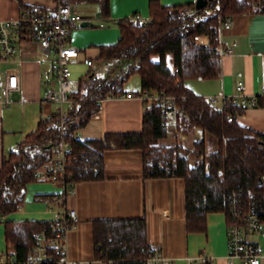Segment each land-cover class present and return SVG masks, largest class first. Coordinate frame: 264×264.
I'll use <instances>...</instances> for the list:
<instances>
[{
	"label": "trees",
	"instance_id": "trees-1",
	"mask_svg": "<svg viewBox=\"0 0 264 264\" xmlns=\"http://www.w3.org/2000/svg\"><path fill=\"white\" fill-rule=\"evenodd\" d=\"M78 11L83 5L97 4L99 14L110 18V0H62ZM33 6H23L25 9ZM247 11H264V0H211L196 8L195 1L163 5L149 0L146 23L131 18L116 20L120 38L116 43L96 45L98 55L93 66L73 88L72 107L64 113L63 133L60 114L41 118L35 130L26 134L18 151H11L0 166V222L5 239L18 260H25L37 233L48 230L51 221L5 220L25 201L26 186L35 180L36 169L50 160L56 143L65 138L70 143L67 172L74 181L99 179L105 174L103 152L111 148H140L143 174L147 178L176 176L185 179L186 229L205 231L209 212H224L228 224L254 213L264 221V133L230 119L237 108L229 102L216 106L198 94L187 81L202 76L213 79L221 72V56L216 51L225 17ZM221 16V17H219ZM207 35L209 43L200 45L197 36ZM172 53L174 66L167 63ZM81 59V61L83 60ZM138 74L141 88L160 90L177 96L181 113L178 124L184 132L201 127L217 139L215 150L207 152L206 140L194 142L196 153L204 157L190 165L181 144L166 145L168 109L155 102L146 103L140 131L106 132L102 138L81 139L76 130L85 126L100 109L99 100L114 86L116 94L125 93L124 83ZM185 96V98H183ZM182 113L185 115L183 116ZM250 190V191H249ZM239 216H238V215ZM75 223V219L69 224ZM95 254L113 259V264H149L157 249L148 243L144 217L93 220ZM51 247V261L57 264L61 252ZM194 264H210L199 262Z\"/></svg>",
	"mask_w": 264,
	"mask_h": 264
},
{
	"label": "crops",
	"instance_id": "crops-1",
	"mask_svg": "<svg viewBox=\"0 0 264 264\" xmlns=\"http://www.w3.org/2000/svg\"><path fill=\"white\" fill-rule=\"evenodd\" d=\"M163 5L186 3L195 0H160ZM23 6H42L53 8L55 0H0V18H17ZM79 11V10H78ZM81 13V11H79ZM139 13L149 18V0H110V18L100 21L101 29L81 27L74 34L82 39L84 53L96 57L100 40L85 37L94 33L105 35L110 30L106 23L113 24L123 16ZM82 14V13H81ZM83 15V14H82ZM85 17V15H83ZM93 22V24H94ZM120 38V37H119ZM206 44L207 35H202ZM236 39L237 46L232 54L221 57V72L213 79L193 78L187 81L198 94L209 98L224 91L236 92L237 82L242 79L246 91L260 93L264 90V11H247L233 15L229 29L221 28L220 39ZM71 41V36H70ZM108 42V41H106ZM93 44L94 47L88 45ZM112 44V43H110ZM88 46L87 48H85ZM167 63L172 68L174 57L168 53ZM10 69L20 74V89L9 94L5 102V90L0 86V166L4 156L19 145L26 134L35 130L38 122L53 113L57 103L44 100L46 90L55 81L51 71L50 57L32 40L19 43L17 54L12 58L0 60V79ZM131 77V76H130ZM129 80V79H128ZM127 82V81H126ZM141 86V79H140ZM141 88V87H140ZM133 93L140 89L130 90ZM219 99L214 104L223 105ZM146 103L133 93L132 96H115L100 102V109L90 121L76 130L81 139L102 138L106 132L140 131ZM236 120L248 127L264 133V108H247L236 116ZM180 131L186 134V142L197 139L195 130L190 132H168L160 140L166 145L178 144ZM205 132V140H206ZM212 135V134H211ZM217 145L207 152L215 150ZM105 174L99 179L77 180L69 188L61 183L35 179L26 186L23 205L7 214L5 220H46L56 218L62 207L75 208L76 223L66 234L65 256L69 264H110L95 254L93 240V220L112 218L144 217L147 221L148 243L157 249L162 258L171 264H194L201 262V255L210 264H228V235L224 212H209L206 216L205 231L189 232L186 229V189L183 177L168 176L147 178L143 174V157L140 148H111L103 152ZM254 238L264 248V232L256 233ZM13 251L6 243L4 222H0V252ZM234 264H242L235 260ZM261 264H264V256Z\"/></svg>",
	"mask_w": 264,
	"mask_h": 264
},
{
	"label": "built area",
	"instance_id": "built-area-1",
	"mask_svg": "<svg viewBox=\"0 0 264 264\" xmlns=\"http://www.w3.org/2000/svg\"><path fill=\"white\" fill-rule=\"evenodd\" d=\"M130 18L141 23H146L149 19L139 13H134ZM84 20L94 21L92 18H86L79 11H76L71 3L62 0H55L53 8L33 6L20 10L17 18H0V60L14 57L18 52L19 43L26 40L35 41L39 48L50 57L51 71L55 81L46 90L44 100L58 104L55 111L60 114L59 128L62 133L64 113L67 108L72 107L75 101L71 96L74 85L70 63L76 62L80 55L78 48L71 44L70 35L71 31L79 27ZM232 24L233 16H227L221 26L229 29ZM196 42L200 45H206L202 35L197 36ZM236 46V39L221 38L216 45V51L222 57L232 54ZM82 61L89 68L93 66L92 59L88 57L83 58ZM198 78L202 79L203 77L199 76ZM0 86L5 90V102L8 103L10 101L9 94L20 89L19 72L16 69L8 70L5 77L0 79ZM113 89L114 86L99 102L115 96L133 95V93L127 92L116 94ZM137 96L143 101L155 102L168 109L167 133L181 130L178 124V115L181 113V109L176 95L160 90H144ZM209 99L213 103L222 99L223 102L234 105L237 110L234 114H230V119L236 118L238 114L247 108H264V90L257 94L249 93L246 91L242 79L237 82L236 92L226 94L221 90L217 94L209 96ZM50 115H46L44 118L47 119ZM182 115L185 114L182 113ZM195 132L197 134L196 140L205 139L203 128L197 127ZM186 139V134L180 131L176 142L185 147L184 157L193 166L204 157V154L200 153L198 155L195 144H188ZM19 148V145H17L12 148V151H18ZM69 149V141L61 138L54 146L51 159L36 169L35 179L61 183L66 190L71 187L75 181L72 179V174L67 172ZM75 218V208L62 207L56 218L50 222L49 229L37 233L36 242L25 260H18L14 253L4 251L0 252V264H41L44 261H51L52 256L49 254L51 247L57 248L56 250L62 254V259L57 264H69L65 256V238L67 232L76 223V220L73 224H69V221ZM260 232H264V221L254 213L242 217L240 221L228 224V264H234L235 260H240L242 264H261L264 248L254 238L255 234ZM200 258L202 262H210L204 255H201ZM107 261L110 264L114 263L113 259H107ZM148 262L149 264H171L169 259L162 258L157 251L148 258Z\"/></svg>",
	"mask_w": 264,
	"mask_h": 264
},
{
	"label": "rangeland",
	"instance_id": "rangeland-1",
	"mask_svg": "<svg viewBox=\"0 0 264 264\" xmlns=\"http://www.w3.org/2000/svg\"><path fill=\"white\" fill-rule=\"evenodd\" d=\"M79 11H81V13L83 15H85L86 18L90 17H97L99 16L101 20H104V18L102 16H100L99 14V8L97 4H89V5H83L82 7H80ZM134 13H131L129 16H127L128 18H130ZM121 18H126L125 16L121 17ZM118 18V19H121ZM94 22V21H93ZM100 21L94 22V27H90V29H101L100 26H98ZM81 27H76L71 31V44L76 46L77 48L83 49V45H81L82 43V39L80 37H78L77 35L75 36L74 32L75 30L79 29ZM108 28L110 31L108 33H106L105 35L101 34V33H94L92 35H90L89 37H85V41L87 43H92V40H100L103 41L100 43L101 44H110V43H116L120 37V29L118 27V25L116 23H106V27ZM80 30V29H79ZM92 39V40H91ZM108 41V42H106ZM88 45V44H87ZM89 47H94L93 44L88 45ZM88 46H86L85 48H87ZM70 67L72 69L73 75H72V81H73V85L75 86L78 79L83 76L89 69V67L84 64L83 62H71L70 63ZM140 76L138 74H133L131 75V77L129 78V80H127V82H125V88L130 89V90H136V89H140ZM180 129L182 130V128L180 127ZM195 130V129H194ZM183 131V130H182ZM184 132V131H183ZM206 144H207V149L208 150H212L216 145H217V139L211 135L210 133L206 134Z\"/></svg>",
	"mask_w": 264,
	"mask_h": 264
},
{
	"label": "water",
	"instance_id": "water-1",
	"mask_svg": "<svg viewBox=\"0 0 264 264\" xmlns=\"http://www.w3.org/2000/svg\"><path fill=\"white\" fill-rule=\"evenodd\" d=\"M209 1L211 0H195V5H196V8H202L204 7ZM93 22L90 21V20H84L81 22L80 26L81 27H88V26H93Z\"/></svg>",
	"mask_w": 264,
	"mask_h": 264
}]
</instances>
